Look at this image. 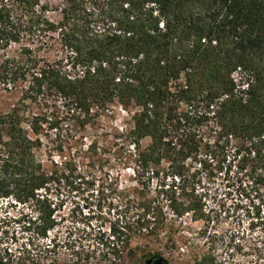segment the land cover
Here are the masks:
<instances>
[{"label": "trees", "instance_id": "16d2710c", "mask_svg": "<svg viewBox=\"0 0 264 264\" xmlns=\"http://www.w3.org/2000/svg\"><path fill=\"white\" fill-rule=\"evenodd\" d=\"M51 8L0 0V90L19 94L0 110V200L30 204L38 237L58 225L54 191L79 180L98 181L116 200L95 256L72 264H123L137 239L168 231L172 240L174 219L148 197L149 183L163 169L182 177L204 146L264 184V0H64ZM45 98L61 101L70 137L81 139L69 159L50 165L43 121L31 113ZM115 108L128 126L104 129L102 116ZM115 168L133 169L139 188L121 191ZM174 187L167 199L175 218H204L202 197Z\"/></svg>", "mask_w": 264, "mask_h": 264}, {"label": "rangeland", "instance_id": "374dc122", "mask_svg": "<svg viewBox=\"0 0 264 264\" xmlns=\"http://www.w3.org/2000/svg\"><path fill=\"white\" fill-rule=\"evenodd\" d=\"M47 1L51 9L64 2ZM49 15L57 18L54 10ZM61 50V46H55L51 57L59 56ZM18 96V92L0 90V110H9ZM31 113L43 121L41 155L45 164L50 165V158L69 159V153L72 155L80 148L81 139L70 137V121L60 100H40ZM127 122L129 115L121 108L105 113L100 120L101 126L108 130L124 129ZM55 123L58 127H54ZM60 145L65 148L63 153L59 151ZM206 153L204 146L196 159H188L182 177L176 179L163 169L149 183L148 197L163 206L168 220L174 219L175 233L172 240L168 231L158 238L137 239L135 254L123 264H145L153 255H160L167 264H198L202 257L213 259V264H264V184L256 181L249 171L231 166L229 160L211 158ZM112 174L119 179L121 191L139 188L133 169L115 168ZM174 181L176 187L202 197L204 218L195 219L193 213L175 218L167 199ZM181 188L178 191L182 192ZM52 197L57 203L58 225L47 239L38 237L30 223L36 214L30 204L0 200V257L14 263L56 260L57 264H72L87 255L95 256L98 232L114 218L115 195L99 187L98 181L87 184L77 180L54 191ZM52 244L54 250L46 251Z\"/></svg>", "mask_w": 264, "mask_h": 264}, {"label": "water", "instance_id": "95a60500", "mask_svg": "<svg viewBox=\"0 0 264 264\" xmlns=\"http://www.w3.org/2000/svg\"><path fill=\"white\" fill-rule=\"evenodd\" d=\"M154 261V264H167L166 260L161 256H154L146 260L145 264H151Z\"/></svg>", "mask_w": 264, "mask_h": 264}, {"label": "flooded vegetation", "instance_id": "af4514ba", "mask_svg": "<svg viewBox=\"0 0 264 264\" xmlns=\"http://www.w3.org/2000/svg\"><path fill=\"white\" fill-rule=\"evenodd\" d=\"M154 256H156V255H154ZM154 256H150V257H148L146 260H148V259H150L151 257H154ZM158 257V256H157ZM146 262V261H145ZM151 264H154V261L153 262H151Z\"/></svg>", "mask_w": 264, "mask_h": 264}]
</instances>
